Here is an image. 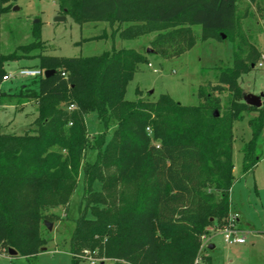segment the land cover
Instances as JSON below:
<instances>
[{
  "label": "trees",
  "instance_id": "16d2710c",
  "mask_svg": "<svg viewBox=\"0 0 264 264\" xmlns=\"http://www.w3.org/2000/svg\"><path fill=\"white\" fill-rule=\"evenodd\" d=\"M58 1L75 22H108L121 39L156 32L153 52L165 59L196 44L193 26L201 27L202 40L227 33L232 61L218 67L215 83L199 87L197 105L167 93L128 100L127 85L147 54L124 47L81 57L45 54L35 25L32 42L19 55L38 57L41 68L55 73L30 89L37 101L35 127L0 133V253L13 248L32 259L43 251L51 240L45 221L59 219L54 210L68 206L82 181L84 208L80 203L71 218L73 264L83 260L77 255L86 248L113 264H197L201 237L211 234L205 227L229 218L233 126L245 112L257 115L242 148L243 173L260 160L255 145L264 127V99L260 107L246 104L239 82L260 53L235 31L237 0ZM8 61L0 60V83ZM215 92H228V105ZM89 114L101 129L97 144L87 136ZM89 145L97 150L93 162L85 160ZM204 264H210L207 257Z\"/></svg>",
  "mask_w": 264,
  "mask_h": 264
},
{
  "label": "rangeland",
  "instance_id": "374dc122",
  "mask_svg": "<svg viewBox=\"0 0 264 264\" xmlns=\"http://www.w3.org/2000/svg\"><path fill=\"white\" fill-rule=\"evenodd\" d=\"M237 14L235 31L258 49V63L264 55V0H237ZM59 16L65 17L57 20ZM35 25H38L41 40L47 45L45 54L63 57L92 56L113 47L135 48L147 54V62L140 65L139 71L127 85L125 97L128 100H135L137 97L154 100L160 94L167 93L184 105H197L200 102L199 87L215 83L218 67H226L232 61V42L226 39L227 33H223L224 38L220 34H208V38L202 40L201 27L193 26L196 44L178 57L165 59L153 52L156 47L152 43L155 32L138 38L121 39L117 33L113 34L108 22H75L71 15L61 13L58 0H0V60L10 58L4 65V75L22 67L40 68L38 57L19 55L23 53L22 47L32 42ZM234 33L232 31L228 34ZM147 49L152 51L147 52ZM12 54H17V58ZM202 68H205L204 72ZM35 80L37 79L5 77L1 81L0 133L21 134L35 127L37 101L30 97L32 86L37 90ZM239 82L247 94L264 92V66L257 65L244 74ZM215 95L220 97L222 106L228 105V92H215ZM256 115V111L245 112L243 119L236 121L233 126L234 182L229 193L228 216L237 217L236 224L240 229L238 235L244 237L245 241L226 243L221 229L229 223V218L225 223L223 217H218L213 225L205 227L210 232V229L213 230L209 239L214 248L207 247L199 252L195 262L197 264H204L205 257L210 264H264V127L255 145L259 162L252 172L246 174L242 167V148L251 138L249 120ZM86 120L89 142L97 144L96 136L101 132L97 119L89 114ZM110 134L111 130L106 136L107 140ZM96 153L97 150L91 149L89 145L85 151V160L93 162ZM79 182L68 206L54 210L59 219L49 231L51 240L44 250L32 259L0 253V264H73L69 252L70 234L74 228L71 218L78 216L80 203L84 208L81 201L82 181ZM92 212L88 210V216ZM78 264L89 262L81 260ZM103 264H113V261L106 258Z\"/></svg>",
  "mask_w": 264,
  "mask_h": 264
},
{
  "label": "built area",
  "instance_id": "2783aa9c",
  "mask_svg": "<svg viewBox=\"0 0 264 264\" xmlns=\"http://www.w3.org/2000/svg\"><path fill=\"white\" fill-rule=\"evenodd\" d=\"M258 67L264 66V55L261 56V60L257 63ZM149 67H152L151 63H148ZM45 70L43 68H30V67H22L15 72L8 73L7 75H4L3 78L7 77L8 79H14V78H34L38 79L40 77H45ZM63 76H66V73L63 71L61 73ZM74 105H70L69 109H72ZM236 216L230 215L229 217V223L221 229L224 234V240L228 244H236V243H243L245 241V238L242 236H239L238 233L240 229L237 227L236 224ZM211 232H213L212 229H210ZM210 236L211 234H205L201 237V244H200V252L204 250L205 248L209 247L210 244ZM79 258L88 261L89 264H97L98 262L105 261L106 258L99 257L98 256V250L97 249H83L82 252H80L77 255Z\"/></svg>",
  "mask_w": 264,
  "mask_h": 264
},
{
  "label": "water",
  "instance_id": "95a60500",
  "mask_svg": "<svg viewBox=\"0 0 264 264\" xmlns=\"http://www.w3.org/2000/svg\"><path fill=\"white\" fill-rule=\"evenodd\" d=\"M65 16H59L57 17V20H62L64 19ZM225 36L223 35V38ZM151 49H147V52H151ZM55 73L54 69H46L45 70V77H49L51 75H53ZM264 97V92L260 93V94H252V93H244L243 95V99L245 101L246 104L251 105V106H255V107H260L262 105V98ZM215 115H218V111H215ZM45 224L48 228V230H52L53 228V223L49 222V221H45ZM210 249L214 248L213 244H210L209 246ZM8 254L9 256H16L18 255V252L13 249V248H9L8 249Z\"/></svg>",
  "mask_w": 264,
  "mask_h": 264
},
{
  "label": "crops",
  "instance_id": "0c3cea01",
  "mask_svg": "<svg viewBox=\"0 0 264 264\" xmlns=\"http://www.w3.org/2000/svg\"><path fill=\"white\" fill-rule=\"evenodd\" d=\"M156 35H157V33L155 32V37H156ZM211 244V243H210ZM210 244H209V246H210Z\"/></svg>",
  "mask_w": 264,
  "mask_h": 264
}]
</instances>
